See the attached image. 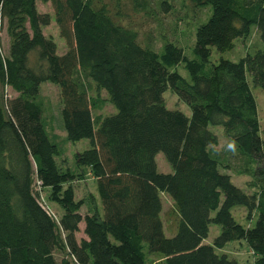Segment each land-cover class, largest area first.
I'll return each instance as SVG.
<instances>
[{"label": "trees", "instance_id": "16d2710c", "mask_svg": "<svg viewBox=\"0 0 264 264\" xmlns=\"http://www.w3.org/2000/svg\"><path fill=\"white\" fill-rule=\"evenodd\" d=\"M36 2L50 4L60 55L42 34L50 18ZM189 2L207 15L186 51L163 31L156 48L148 34L140 41L133 25L171 12L169 0H0L9 40L5 54L0 46V87L12 93L0 95V264H237L218 253L234 241L264 264V177L256 179L264 168L248 169L257 190L247 194L217 152L221 135L245 164H264L247 81L264 95V0ZM252 31L259 49L224 57ZM44 82L57 87L66 142H88L73 160L93 179L99 211L80 213L71 184L81 173L57 163L38 100ZM165 91L189 116L166 109ZM105 104L115 112L100 113ZM158 153L170 173L156 171ZM42 189L58 220L38 201ZM161 194L172 203L164 221ZM240 209L245 225L233 216ZM210 225L219 233L208 243Z\"/></svg>", "mask_w": 264, "mask_h": 264}, {"label": "rangeland", "instance_id": "374dc122", "mask_svg": "<svg viewBox=\"0 0 264 264\" xmlns=\"http://www.w3.org/2000/svg\"><path fill=\"white\" fill-rule=\"evenodd\" d=\"M172 5V11L168 13H157L158 21L154 20H144L140 16L134 17V27L139 29L138 38L140 41L145 39V36L150 35V38L153 41L154 47H158L160 45L159 41V33L164 32L167 34L169 40L175 41L182 49L188 50L193 42V30L197 23L203 21L206 18L207 10L201 9L197 10L193 8L189 0H169ZM36 12L39 14H47L50 18L49 24L45 27H42V34L44 37L50 38L56 45V54L60 55L63 52L64 45L62 39L59 38L56 26L53 21L52 9L49 3H35ZM136 22V24H135ZM161 30V31H160ZM8 38L5 34V31L2 30L0 32V46L2 52L5 54L8 47ZM260 44L258 42V38L256 33L252 31L250 36L245 40H238L234 43V46L231 51L227 54L224 53V57L236 61L239 58L243 57L246 53H252L255 49H259ZM218 58L216 53L211 54V60L215 61ZM182 76H185V72L182 70ZM247 81L255 95V102L257 104V116L259 119L260 129L264 130V95H262L261 91L254 87L251 78L248 76ZM0 95L1 96H11L12 93L8 88L0 87ZM101 97H105L103 93H101ZM165 107L168 110H178L183 114L189 116V109L177 98L172 95L169 91H165L162 95ZM38 100L41 103L42 113H43V121L46 127L47 135L51 138L57 145L59 156L57 157L58 165L63 169L66 168L70 170L74 174L81 173V180L73 182L72 188L75 194L76 200H80L82 202V207L80 209L81 214H91L97 207H99L95 184L93 179H91L88 170L86 168L76 169L74 164L73 155L75 153L81 152L87 148L88 142L87 140H80L75 143L66 142L65 133L62 128L61 119H60V99L57 87L54 85L44 82L39 85L38 92ZM112 110L115 112L112 106L105 104L100 111L102 114H107ZM214 129V128H213ZM215 133L221 132L220 128H216L213 130ZM219 135V134H218ZM228 141L219 135L217 152L220 155V158L226 162L228 168L222 170V172L229 175L231 183L239 188L247 194L253 193L257 190V186H252L253 184V176L249 174L248 169H262L263 171L264 164L256 165H247L245 161L237 154L236 150L232 151L228 148ZM156 163V171L158 173H170L171 168L164 160L162 154L158 153L155 158ZM261 176L257 175L256 179L260 180V178L264 177V172H261ZM260 184V183H259ZM258 184V185H259ZM256 185V183H255ZM161 206H162V220H165V213L170 210L172 205L169 198L161 194L160 195ZM38 201L50 215L54 218V220H58L61 216V210L49 201V192L46 189H42ZM96 207V208H95ZM244 211L242 209L235 210L233 212V216L236 218L238 222L242 225H245V216ZM219 233V227L216 225H210L208 227V235L207 242L211 243L213 238H215ZM81 236V233L77 234V238ZM218 253L225 254L228 258L233 259L237 262V264H255L257 257L253 254V252L249 249V247L241 241H234L227 243L221 251ZM54 258L59 263L61 259V254L54 251ZM152 258L148 260L151 263Z\"/></svg>", "mask_w": 264, "mask_h": 264}, {"label": "clouds", "instance_id": "9594fccd", "mask_svg": "<svg viewBox=\"0 0 264 264\" xmlns=\"http://www.w3.org/2000/svg\"><path fill=\"white\" fill-rule=\"evenodd\" d=\"M235 147H236V145H235V142H234V141L231 142V143H229V145H228V148H229L230 150H232V151H235Z\"/></svg>", "mask_w": 264, "mask_h": 264}, {"label": "crops", "instance_id": "0c3cea01", "mask_svg": "<svg viewBox=\"0 0 264 264\" xmlns=\"http://www.w3.org/2000/svg\"><path fill=\"white\" fill-rule=\"evenodd\" d=\"M98 206H99V205H98ZM95 208H96V207H95ZM96 210H98V211H99V207H97V208H96ZM80 228H81V226H80ZM155 260H157V258H155Z\"/></svg>", "mask_w": 264, "mask_h": 264}, {"label": "built area", "instance_id": "2783aa9c", "mask_svg": "<svg viewBox=\"0 0 264 264\" xmlns=\"http://www.w3.org/2000/svg\"><path fill=\"white\" fill-rule=\"evenodd\" d=\"M47 211V210H46Z\"/></svg>", "mask_w": 264, "mask_h": 264}]
</instances>
